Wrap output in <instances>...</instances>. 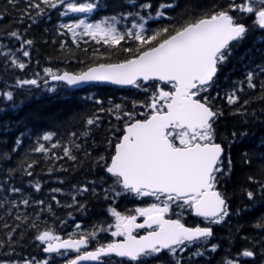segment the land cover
I'll use <instances>...</instances> for the list:
<instances>
[{
	"label": "snow or ice",
	"instance_id": "6c2138e0",
	"mask_svg": "<svg viewBox=\"0 0 264 264\" xmlns=\"http://www.w3.org/2000/svg\"><path fill=\"white\" fill-rule=\"evenodd\" d=\"M23 3L25 7L19 9L21 23L24 19L35 23L36 18L58 7L63 9L59 11L61 17L69 13H92L102 7L96 0H23ZM127 3L131 11L122 10L93 23L80 18L60 24L57 31L66 30L63 34H70L74 44L78 35L87 36L102 42L110 51L94 52L93 62L77 73H59L51 68H44V72L52 80L64 81L70 86L98 82L138 89L143 98L133 99L130 109L127 98L121 103L109 98L107 108L105 100L97 98L91 114H73L64 122L69 127L73 122H80L82 128L79 132L68 130L63 141L58 139L50 144L51 149H62V156H57L55 151L51 156L56 160L66 157L72 162L74 172L79 170L93 177L72 185V205L65 207L75 206L84 211L89 199L115 203L116 197L127 194L152 197L154 202L135 207L129 210L130 214H122L110 205L106 211L114 224L107 229L93 224L91 231H78L82 226L76 224L68 238L56 235L46 222L41 227L40 212L30 219L20 206L27 208L31 204L49 213L51 207L45 208L43 200H31L30 195L16 186L17 180L27 177L31 187L40 190V182L31 179L37 161L30 160V156L41 153L48 159L49 146L44 142H51L56 133L42 132L19 154L25 135L20 133L10 151L0 152V208L7 209L9 215L5 219L11 220L0 224V230L7 237V241L0 238V248L9 249L6 256H17L14 260L0 259V264H53L54 258L37 259L15 252L29 230L44 253L62 257L64 264L82 261L111 264L113 257L121 258L119 264H149V261L212 264V254L221 247L219 242H213L215 227L229 224L232 216L239 218L258 206L264 208V178H258L256 173L247 174V187L239 189L247 202L243 209L232 210L230 196L222 190V181L234 170L232 146L239 144L244 148L240 152L243 167H250L253 159L264 161V0H160L155 9L151 0H127ZM8 5L14 10L18 7L16 0H7ZM117 6L123 8V5ZM118 19L131 20L132 27L118 29ZM146 22H154L156 27H145ZM5 31L0 30V36ZM25 35L12 30L3 36L10 44L19 43L18 48L6 47L0 52L6 70L25 68L20 57H30L28 49L34 43L25 39ZM122 42L130 46L124 47ZM246 44L248 47L238 58L244 67L241 78L232 81L224 92L218 89L213 96L211 89L219 73ZM113 53L117 62H100L105 55L111 61ZM15 83L16 86L36 85L37 79H17ZM14 98L11 88L0 89V101L16 107L12 103ZM217 100L222 103L217 104ZM225 108L229 110V117L240 119L227 137L218 140L217 125L225 116ZM101 114H107L110 119L104 135L97 140L95 133L102 125ZM10 126V121L0 122V131L6 134ZM250 128L258 129L261 135L257 143L245 144ZM225 144L229 147L227 154ZM17 154L18 158L13 161L12 157ZM48 171L53 169L49 167ZM259 175L264 176V166ZM61 191V188L51 190L52 193ZM84 197L88 199L81 203ZM52 200H56L55 195ZM173 208L177 209L175 219L170 218ZM187 213L201 222L187 225L183 222ZM137 216L143 218V223L136 222ZM64 223L60 220L61 225ZM25 224L27 228H23ZM250 227L264 232V214L256 216ZM136 229L144 230V234H134ZM242 229L243 225L238 224L233 230L229 224L228 235L222 238L228 250L216 264H248L249 260L255 264L257 257L264 264V236L240 235ZM102 231H110L111 237L122 239L101 243L96 234ZM237 237L246 246L233 254L231 249ZM93 240H96L95 247H91ZM68 250L76 254L69 258Z\"/></svg>",
	"mask_w": 264,
	"mask_h": 264
},
{
	"label": "trees",
	"instance_id": "16d2710c",
	"mask_svg": "<svg viewBox=\"0 0 264 264\" xmlns=\"http://www.w3.org/2000/svg\"><path fill=\"white\" fill-rule=\"evenodd\" d=\"M83 2V0H81ZM96 2L102 5L101 8L95 9L92 13L79 14L69 13L66 17H61L59 11L63 9H49L48 12L39 18H36V22L33 23L28 19H24L20 22L19 9L25 7L23 0H16L18 7L14 10L12 6L7 5V0H0V30L6 29L2 36H0V52H4L6 47L18 48L19 43H9L8 39L3 38L6 36L7 31L17 30L20 33H26L25 39H31L34 41L31 48H29L30 57H20L25 63L24 69L19 68H5L3 58L0 57V89H4L6 86L11 88L15 92V98L12 103L16 107H11L10 102L0 101V122L10 121L11 126L9 131L5 134L0 131V152L10 151L14 145L15 138L24 133L23 145L19 146V154H22L30 144L35 141L36 137L44 131H51L56 133L51 142H44L46 146H49V158L45 159L41 153H34L30 156V160H36L37 163L32 169L33 175L32 181H39L41 188L36 191L29 184V179L23 177L16 181V186L21 187L25 195H30L31 200H43L45 202L44 207H51V212L42 211L41 208L34 205H29L27 208L20 206L21 210L25 212L31 219L40 212L39 220L41 227L44 226L43 222L53 228L56 235L62 238H68L69 233H73L74 225L80 224L82 227L78 231L92 230V225L97 227L108 228L109 225L114 224V220L107 213L106 209L111 205L115 207L117 211L122 214H130L129 210H134L135 207H144L149 203L154 202L152 197H135L131 194L123 195L115 198V203L111 201L104 202L101 200L89 199L87 209L84 211L77 210L75 206L65 207V205H72V192L71 188L73 184H77L85 179H92L91 175H86L85 172L79 170L73 171L71 161L67 158L62 160H56L51 156V153L55 151L57 156H62V149H51L50 144L56 143V141L64 140L66 138V131L72 130L79 132L82 128L80 122H73L69 127L64 123L69 120L73 114L86 113L91 114L95 110L94 101L97 98L105 100L104 107H109L107 100L112 99L114 103H121L123 98H127V107L131 108V101L133 99L143 96L138 89L134 88H120L114 85L93 84L80 89L70 88L65 84L57 82H48L49 77L44 68H51L54 72H70L77 73L88 64L93 62V53L107 54L110 50L102 42L92 40L87 36H77V43H73L72 36L70 34L64 35L66 32L64 29L57 31V28L62 23H68L70 19H85L88 23H93L96 20L103 19L105 16L116 15L120 11H131V6L127 3V0H96ZM143 2V0H141ZM153 9L158 5L160 0H151ZM239 2V0H238ZM117 5H123V8ZM6 13V14H5ZM125 26L132 27L131 20L118 19L116 27L123 29ZM145 27H156L154 22H146ZM78 31H82L78 30ZM63 41V46L61 42ZM124 47L130 46L126 42H122ZM248 45L241 47L235 55L228 61L226 66L219 73L216 85L211 89V94L216 95L217 90L221 92L226 91L232 84V81L239 80L244 71L243 64L239 61V56L244 52V49ZM83 62V63H82ZM100 62H117L115 53L112 54V60L109 61L106 58L100 60ZM244 63H247L245 58ZM31 80L37 79L36 85H23L16 86V80ZM51 89V91H49ZM91 97V99H89ZM217 104L222 103L221 100L216 101ZM259 107V105H257ZM141 111V109H137ZM228 109L225 108V116L218 122V140L228 136L237 125L239 117H229ZM102 125L101 128L96 131L95 138L100 139L104 135V130L108 125L110 117L107 114H101ZM112 123L115 124L114 118ZM20 123H16V122ZM122 127V124H121ZM254 134V137H253ZM260 131L258 129H249V140L245 141V144L257 143L260 138ZM83 140V138H81ZM81 143V141H77ZM91 144V140L88 141ZM226 154L229 151V147L225 144ZM244 148L237 144L231 147V155L234 163V170L229 178L222 181L223 188L230 196V203L232 210L237 207L243 209L247 203L245 198L240 195V187H247L245 183V177L247 174L256 173L258 178H264L259 175V171L264 166V161L260 159H253L250 167H243L240 163V152ZM14 155L12 160L15 161L18 155ZM257 155L259 150L257 149ZM51 167L52 172L48 169ZM63 169H68L65 172ZM65 180L66 183L61 184L60 181ZM53 188H61L62 191L58 193H52ZM52 195L56 196V200H52ZM12 199H16V196H12ZM87 197L81 198L80 202L83 203ZM59 201V205L57 204ZM176 208H173L170 218H176ZM70 213V215H69ZM264 214V208L259 206L254 211H248L242 214L239 218L232 216L229 220V224L232 229L235 230L236 226L243 225V229L240 235H249L259 238L264 236V232L259 230H253L250 225L256 216ZM8 211L5 208H0V224L10 223V219H5L8 216ZM16 213H11V216H15ZM168 216V215H167ZM169 217V216H168ZM60 220H64L63 225L60 224ZM183 222L187 225H195L200 223V219L193 216L191 213H187L183 216ZM229 224L215 227L216 240L213 242H219L221 247L217 252L213 253L214 257L212 264H216L217 260L225 256L227 252V244L223 242L222 238L228 235ZM27 228V224L23 226ZM23 230V229H22ZM114 230V229H113ZM20 235L19 232L16 233ZM34 233L29 230L24 238L20 241L19 245L15 247V252L20 256H35L37 259H53V264H64L62 257H55L54 255H47L43 252L42 247H38L39 242L32 239ZM97 239L101 243H106L109 240L114 239L111 237L110 231L97 232ZM0 238L7 241V237L4 236L2 230H0ZM96 246V240L91 242V247ZM246 246L237 237L234 247L231 249L234 254L240 248ZM9 252L7 247L0 248V259H17L16 255L6 256ZM70 257L75 253L69 252ZM187 255V253H185ZM121 258L113 257L111 264H119ZM162 259H166L162 258ZM149 264H156L155 261H149ZM248 264H252V261H248ZM255 264H260V258L257 257Z\"/></svg>",
	"mask_w": 264,
	"mask_h": 264
},
{
	"label": "water",
	"instance_id": "95a60500",
	"mask_svg": "<svg viewBox=\"0 0 264 264\" xmlns=\"http://www.w3.org/2000/svg\"><path fill=\"white\" fill-rule=\"evenodd\" d=\"M48 81L52 82V81H55V80H52L50 77L48 78ZM61 83H64L66 84L67 86L71 87V88H74V89H80V88H83L85 86H88L90 84H98V82H90V83H82V84H79V85H68L66 82L64 81H59ZM100 84H108V83H100ZM90 263H93L92 261H82L80 262V264H90Z\"/></svg>",
	"mask_w": 264,
	"mask_h": 264
}]
</instances>
